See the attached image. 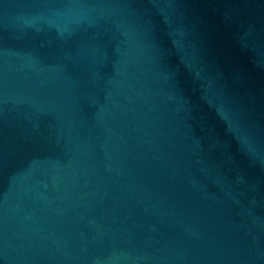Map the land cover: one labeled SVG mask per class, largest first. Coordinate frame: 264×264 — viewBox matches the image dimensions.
I'll return each instance as SVG.
<instances>
[{"label": "water", "instance_id": "obj_1", "mask_svg": "<svg viewBox=\"0 0 264 264\" xmlns=\"http://www.w3.org/2000/svg\"><path fill=\"white\" fill-rule=\"evenodd\" d=\"M0 264H264V0H0Z\"/></svg>", "mask_w": 264, "mask_h": 264}]
</instances>
